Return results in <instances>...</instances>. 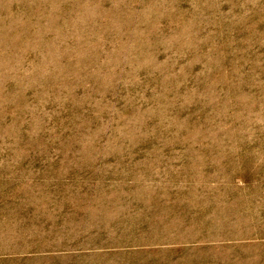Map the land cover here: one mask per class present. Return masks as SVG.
I'll return each mask as SVG.
<instances>
[{
	"label": "rangeland",
	"instance_id": "rangeland-1",
	"mask_svg": "<svg viewBox=\"0 0 264 264\" xmlns=\"http://www.w3.org/2000/svg\"><path fill=\"white\" fill-rule=\"evenodd\" d=\"M0 264H264V0H0Z\"/></svg>",
	"mask_w": 264,
	"mask_h": 264
}]
</instances>
